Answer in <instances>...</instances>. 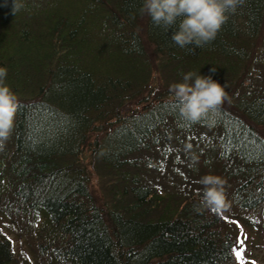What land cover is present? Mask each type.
<instances>
[{"label": "trees", "instance_id": "trees-1", "mask_svg": "<svg viewBox=\"0 0 264 264\" xmlns=\"http://www.w3.org/2000/svg\"><path fill=\"white\" fill-rule=\"evenodd\" d=\"M20 2L0 0L19 99L0 152V264H251L238 237L264 257V0L202 48L175 45L143 0ZM188 72L228 93L197 123L169 91ZM206 174L227 181V211H195Z\"/></svg>", "mask_w": 264, "mask_h": 264}, {"label": "clouds", "instance_id": "clouds-1", "mask_svg": "<svg viewBox=\"0 0 264 264\" xmlns=\"http://www.w3.org/2000/svg\"><path fill=\"white\" fill-rule=\"evenodd\" d=\"M246 0H143L141 14H147L153 24L165 30L175 29L171 40L180 48L195 45L202 48L217 37L223 25L243 7ZM20 0H14V13L23 8ZM8 70L0 67V152L11 139L19 106V99L6 83ZM182 82L172 83L169 91L180 106L182 117L191 123L199 122L209 111L218 108L228 99L224 86L211 76L196 72L182 73ZM183 150L189 155L195 169L199 156L193 145L186 143ZM198 183L203 186L201 198L195 211L209 210L220 214L227 211V181L218 175H203Z\"/></svg>", "mask_w": 264, "mask_h": 264}, {"label": "rangeland", "instance_id": "rangeland-1", "mask_svg": "<svg viewBox=\"0 0 264 264\" xmlns=\"http://www.w3.org/2000/svg\"><path fill=\"white\" fill-rule=\"evenodd\" d=\"M99 176L97 178V184L99 185V189L102 192L104 189L106 190L108 177L104 171H99ZM13 238V236H12ZM20 246V245H19ZM16 245V247H19ZM244 257H246L248 260H254L258 264H264V257L263 255V249H255L252 245V241L248 242V245H246V249L243 251ZM262 254V255H261Z\"/></svg>", "mask_w": 264, "mask_h": 264}, {"label": "snow or ice", "instance_id": "snow-or-ice-1", "mask_svg": "<svg viewBox=\"0 0 264 264\" xmlns=\"http://www.w3.org/2000/svg\"><path fill=\"white\" fill-rule=\"evenodd\" d=\"M150 166H151V165H150ZM224 219L227 220L228 218H227V217H224ZM245 238H246V237H245ZM242 243H243V241L240 240L239 237H238V239H237V243H236V245H235V246L233 247V249H232V251H233V253H234V255H235V258H236V260H237L238 262L241 261L242 258H243V252H242V250H238L239 245L242 244ZM251 264H255V261H252Z\"/></svg>", "mask_w": 264, "mask_h": 264}]
</instances>
